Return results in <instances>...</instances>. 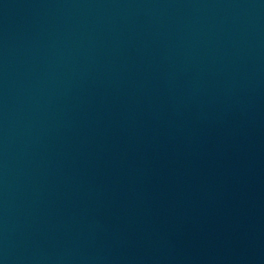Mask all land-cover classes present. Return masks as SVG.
Masks as SVG:
<instances>
[{
    "label": "water",
    "instance_id": "water-1",
    "mask_svg": "<svg viewBox=\"0 0 264 264\" xmlns=\"http://www.w3.org/2000/svg\"><path fill=\"white\" fill-rule=\"evenodd\" d=\"M264 247V0H0V264Z\"/></svg>",
    "mask_w": 264,
    "mask_h": 264
}]
</instances>
